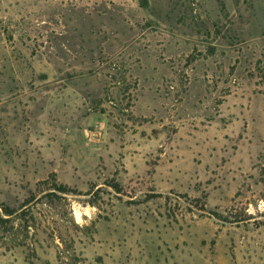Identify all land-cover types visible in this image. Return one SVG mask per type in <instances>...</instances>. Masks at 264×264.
I'll use <instances>...</instances> for the list:
<instances>
[{
	"label": "rangeland",
	"instance_id": "374dc122",
	"mask_svg": "<svg viewBox=\"0 0 264 264\" xmlns=\"http://www.w3.org/2000/svg\"><path fill=\"white\" fill-rule=\"evenodd\" d=\"M0 264H264V0H0Z\"/></svg>",
	"mask_w": 264,
	"mask_h": 264
}]
</instances>
